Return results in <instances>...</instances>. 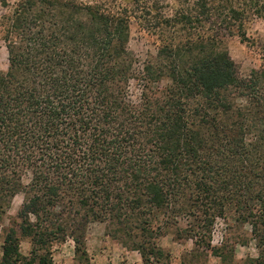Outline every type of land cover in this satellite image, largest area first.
I'll return each instance as SVG.
<instances>
[{"label":"trees","instance_id":"16d2710c","mask_svg":"<svg viewBox=\"0 0 264 264\" xmlns=\"http://www.w3.org/2000/svg\"><path fill=\"white\" fill-rule=\"evenodd\" d=\"M2 7L0 215L14 195L25 197L0 264H52L53 244L66 238L87 258L93 222L130 241L144 264H166L156 238L177 230L179 216L193 217L186 232L200 230L209 249L214 221L230 213L237 228L250 227L259 254L249 264H264V67L240 75L225 44L233 35L246 42L247 24L264 19V0ZM133 19L159 45L141 73L127 51ZM233 236L225 248L245 242Z\"/></svg>","mask_w":264,"mask_h":264},{"label":"rangeland","instance_id":"374dc122","mask_svg":"<svg viewBox=\"0 0 264 264\" xmlns=\"http://www.w3.org/2000/svg\"><path fill=\"white\" fill-rule=\"evenodd\" d=\"M10 4L14 0H6ZM4 11L0 0V13ZM246 42H241L237 35L227 37L225 40L228 53L235 63L240 75L247 77L253 70L264 67V19L254 17L246 26ZM158 40L155 35L149 33L139 20L133 19L129 23V37L127 51L134 58V69L137 73L144 71V67L150 58L157 54ZM8 68V55L5 44L0 40V71ZM129 94L132 100L139 97V88L135 80L129 83ZM261 92L264 94V87ZM30 176L26 175L22 183L26 185ZM24 193L14 195L9 202L5 213L0 216V246L6 229L17 220V212L24 200ZM231 213L226 218H217L214 221L210 233V248H205L203 241L197 240L200 233H187L188 223H194L192 216H179L177 230L169 229L163 235L156 238V247L163 250L166 264H249L250 259L258 257V249L254 239L250 236V227L237 228L231 220ZM191 221V222H190ZM229 226L232 228L229 230ZM236 232L243 234L241 238L245 242L233 243L225 248L224 242L227 236H236ZM201 237V236H200ZM240 238V239H241ZM206 241V239H205ZM234 241V240H233ZM30 244L26 238H22L20 251L27 255ZM85 248L87 258L76 253L75 244L71 238L52 246V264H144L141 251L130 241L120 240L118 237L107 233L106 225L101 222L89 224L85 235Z\"/></svg>","mask_w":264,"mask_h":264}]
</instances>
